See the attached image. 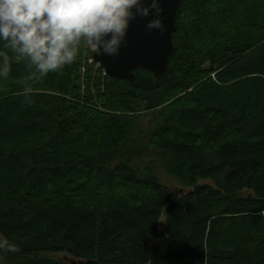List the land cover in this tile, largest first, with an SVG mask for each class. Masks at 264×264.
Listing matches in <instances>:
<instances>
[{
	"label": "trees",
	"instance_id": "1",
	"mask_svg": "<svg viewBox=\"0 0 264 264\" xmlns=\"http://www.w3.org/2000/svg\"><path fill=\"white\" fill-rule=\"evenodd\" d=\"M172 40L132 81L86 47L35 80L0 42V264H264V0H182Z\"/></svg>",
	"mask_w": 264,
	"mask_h": 264
},
{
	"label": "clouds",
	"instance_id": "2",
	"mask_svg": "<svg viewBox=\"0 0 264 264\" xmlns=\"http://www.w3.org/2000/svg\"><path fill=\"white\" fill-rule=\"evenodd\" d=\"M162 13L161 0H0V42L26 59L35 70L31 78L40 80L73 64L82 47L118 55L137 16L151 15L147 29L163 33ZM0 58V78H6L10 66L3 50ZM24 96L32 102L27 89ZM19 250L0 234V253Z\"/></svg>",
	"mask_w": 264,
	"mask_h": 264
},
{
	"label": "water",
	"instance_id": "3",
	"mask_svg": "<svg viewBox=\"0 0 264 264\" xmlns=\"http://www.w3.org/2000/svg\"><path fill=\"white\" fill-rule=\"evenodd\" d=\"M182 0H161L165 31H149L146 27L148 20L153 17L137 16L130 24L126 43L122 45L116 56L93 53V60L106 73L115 78L134 80L133 70L137 67L150 70L156 77L162 76L168 69L169 55L174 49L172 34L176 30V17ZM185 191L184 189L180 188ZM175 190V194H180ZM185 193V192H184ZM183 194V193H182ZM68 259V258H66ZM71 264H95L91 261L68 259Z\"/></svg>",
	"mask_w": 264,
	"mask_h": 264
},
{
	"label": "rangeland",
	"instance_id": "4",
	"mask_svg": "<svg viewBox=\"0 0 264 264\" xmlns=\"http://www.w3.org/2000/svg\"><path fill=\"white\" fill-rule=\"evenodd\" d=\"M90 52H92L91 50H89ZM149 162L148 160H140L138 161V164H144ZM159 164H155V166H158ZM144 166H141V168ZM156 173L158 175V177L160 178L161 182L164 183L165 185H167L171 190H180L179 193L182 194L185 191L181 190L180 188H183L184 186L180 185L176 180H174L173 178L167 176L165 174V172L163 171V169L161 168H157L156 169ZM199 182H207V183H211V180L209 179H205V180H199ZM188 188V187H187ZM164 218H165V209H163L161 217L158 221V236L157 237H149L146 239L145 243L147 244H153L156 243L160 240V238L162 237V235H164V230H163V224H164Z\"/></svg>",
	"mask_w": 264,
	"mask_h": 264
},
{
	"label": "built area",
	"instance_id": "5",
	"mask_svg": "<svg viewBox=\"0 0 264 264\" xmlns=\"http://www.w3.org/2000/svg\"><path fill=\"white\" fill-rule=\"evenodd\" d=\"M91 60H93V59H91Z\"/></svg>",
	"mask_w": 264,
	"mask_h": 264
}]
</instances>
